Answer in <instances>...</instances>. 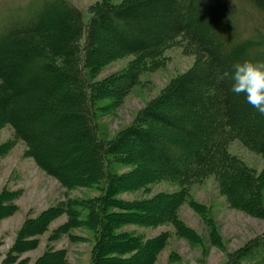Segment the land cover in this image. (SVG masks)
<instances>
[{"label": "trees", "instance_id": "1", "mask_svg": "<svg viewBox=\"0 0 264 264\" xmlns=\"http://www.w3.org/2000/svg\"><path fill=\"white\" fill-rule=\"evenodd\" d=\"M245 1L264 12V0ZM92 13L86 21L83 11L68 0H30L1 18L0 127L12 125L36 162L69 190H98L107 197L123 179L143 187L159 178L196 180L214 173L232 207L264 218V174L258 175L228 149L233 139H240L264 155V115L243 94H234L230 81L217 79L234 63L264 60L259 39L264 37L259 32L242 36L235 1H104ZM106 25L116 29L112 36L120 45L97 48L95 55L94 44L102 38L98 26ZM181 36L203 54L200 66L177 78L144 108L140 123L104 139L97 99L110 96L108 88L114 91L111 97L123 98L138 84L139 74L98 79L99 65L133 53L157 57ZM172 100L177 113L160 110ZM189 124L196 129L186 128ZM160 147L167 153L156 154ZM115 161L136 169L119 176L111 169ZM153 163L154 169L149 167ZM137 173L140 177L128 180ZM92 199L97 201L95 219L102 238L95 264H153L154 240L144 243L141 237L115 231L109 217L118 225L176 222L182 202L174 195L153 197L117 203L124 212L105 214L108 199L90 197L81 204ZM64 204V211H71L68 202ZM157 206L160 211L153 214ZM178 232L185 231L178 225ZM163 245L162 239L158 250ZM227 264H264V233Z\"/></svg>", "mask_w": 264, "mask_h": 264}, {"label": "rangeland", "instance_id": "2", "mask_svg": "<svg viewBox=\"0 0 264 264\" xmlns=\"http://www.w3.org/2000/svg\"><path fill=\"white\" fill-rule=\"evenodd\" d=\"M29 1L0 0V21L7 12L26 6ZM68 1L79 7L85 20L89 21L98 4L104 1L120 4L124 0ZM234 1L242 36L255 33L264 37V12L248 1ZM106 26H98L102 38L94 44L95 55L97 48L116 49L120 45L112 36L117 34L116 29ZM259 39L264 43V39ZM202 55L181 36L157 57L133 53L99 65L98 79L113 80L116 75L131 72L139 74L138 84L123 98L111 97L114 91L108 88L111 95L97 99L96 109L102 110V137L111 139L124 128L140 123L141 111L177 78L200 66ZM174 101L166 103L160 110L166 114L177 113L179 109H175ZM176 123L181 124L178 119ZM192 127L196 129L190 124L186 126ZM228 149L258 175L264 174L262 153L240 139H233ZM161 152L167 153V149L160 147L155 151L156 154ZM156 166L153 163L149 167L154 169ZM111 169L120 176L134 171L136 166L115 161ZM137 174L128 180L140 177ZM105 195L106 192L87 188H65L57 177L36 162L14 127L4 123L0 127V264H95L97 249L102 243L101 230L95 219L97 201L92 199L94 202L86 205L81 202L97 196L108 199L105 214L124 212L117 203L132 204L173 195L182 199L175 213L176 222L118 225L112 216L109 217V224L115 231L141 237L144 243L154 240L150 248L157 252V258L153 264H227L240 248L264 233V218L232 207L214 173L196 180L159 178L143 187L130 186L123 179L115 182L113 190L107 197ZM66 202L71 211H64ZM155 211L153 214L160 211L159 206ZM178 225L183 227L184 233L178 232ZM162 239L164 245L158 250ZM108 240L112 243V239L108 237ZM55 255L59 257L57 261L49 259ZM45 258L47 260L42 261Z\"/></svg>", "mask_w": 264, "mask_h": 264}, {"label": "clouds", "instance_id": "3", "mask_svg": "<svg viewBox=\"0 0 264 264\" xmlns=\"http://www.w3.org/2000/svg\"><path fill=\"white\" fill-rule=\"evenodd\" d=\"M218 81L231 82V91L243 94L246 101L264 115V60L245 59L234 63L230 71L218 74Z\"/></svg>", "mask_w": 264, "mask_h": 264}]
</instances>
